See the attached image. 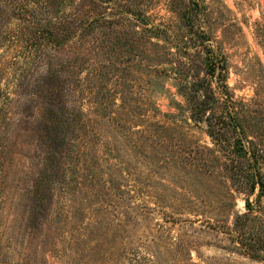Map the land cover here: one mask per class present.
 <instances>
[{"label": "rangeland", "instance_id": "374dc122", "mask_svg": "<svg viewBox=\"0 0 264 264\" xmlns=\"http://www.w3.org/2000/svg\"><path fill=\"white\" fill-rule=\"evenodd\" d=\"M78 2L128 39L38 37ZM240 131L264 156V0H0V264H264Z\"/></svg>", "mask_w": 264, "mask_h": 264}, {"label": "trees", "instance_id": "16d2710c", "mask_svg": "<svg viewBox=\"0 0 264 264\" xmlns=\"http://www.w3.org/2000/svg\"><path fill=\"white\" fill-rule=\"evenodd\" d=\"M47 8V7H46ZM81 3L78 2L75 5H73L72 8L67 10L65 13H60V11L56 12V15L53 17V19L50 20V23H52L53 28H51L49 31H39L38 37L47 39V42L56 45L60 43L61 41H68L71 38L76 37L77 35H81L86 30H88L93 24L101 23V24H107V32L108 34L116 35L118 40H125L128 39V31H121L123 27H120L119 25H114L111 19H108L106 17L105 13H99L95 11L94 5L91 6V10L86 9L85 16L82 13ZM48 9V8H47ZM94 10V11H93ZM94 12V15H92ZM96 12V13H95ZM63 14V15H62ZM106 30V29H105ZM209 71H213L214 73V67L210 64L208 67ZM65 70H59L57 74V86L61 87V90L66 86L67 84V78H65ZM51 82H54L50 79ZM54 86V85H53ZM60 90L59 95L53 97L54 102L53 105L61 104L62 98H63V92ZM206 104V103H205ZM64 114V110L60 109L57 111V114ZM231 123L232 127L237 130L240 128L239 122L236 117L231 116ZM218 129L215 128V126H211L210 133L214 136H218L219 140H222L223 138L220 137ZM237 137V139L234 142V150L231 152L232 162L235 164L233 166L235 171H238L235 173L236 176H241L242 179H245V181L249 184V190L250 192L254 193L256 189H259V194L257 197L264 195V172L262 169V162H264V156L262 151L254 150V149H248L246 146H244L243 143V131H240ZM238 158H240V164H237ZM244 161V164H243ZM246 206L250 210L252 208V204L249 200H246Z\"/></svg>", "mask_w": 264, "mask_h": 264}]
</instances>
